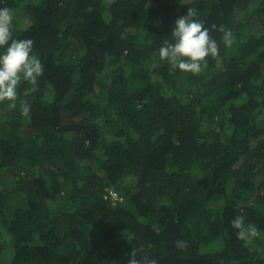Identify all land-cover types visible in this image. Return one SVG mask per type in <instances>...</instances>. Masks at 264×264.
Masks as SVG:
<instances>
[{
  "label": "trees",
  "instance_id": "obj_1",
  "mask_svg": "<svg viewBox=\"0 0 264 264\" xmlns=\"http://www.w3.org/2000/svg\"><path fill=\"white\" fill-rule=\"evenodd\" d=\"M5 7L43 74L0 103V264H264V0ZM188 10L219 45L197 75L158 54Z\"/></svg>",
  "mask_w": 264,
  "mask_h": 264
},
{
  "label": "clouds",
  "instance_id": "obj_2",
  "mask_svg": "<svg viewBox=\"0 0 264 264\" xmlns=\"http://www.w3.org/2000/svg\"><path fill=\"white\" fill-rule=\"evenodd\" d=\"M195 13L188 10L187 15L180 16L175 21L172 31V42L166 41L158 50L161 60L169 61L182 72L197 75L207 66L206 57H216L219 45L209 35L204 25L193 19ZM13 14L8 8H0V103L9 102L8 107H17V89L23 81L36 85L37 78L43 74V64L32 54L34 41L32 39H16L13 36ZM234 37L231 31L225 30L223 41L231 46ZM21 111L27 114L30 109L28 101L20 102ZM231 227L237 229V238L248 242L260 235L255 225L245 224L244 216L238 215L231 221ZM180 249L187 248V241H177ZM150 247V246H149ZM127 264H157L150 259L148 253L137 259V252L132 250Z\"/></svg>",
  "mask_w": 264,
  "mask_h": 264
},
{
  "label": "built area",
  "instance_id": "obj_3",
  "mask_svg": "<svg viewBox=\"0 0 264 264\" xmlns=\"http://www.w3.org/2000/svg\"><path fill=\"white\" fill-rule=\"evenodd\" d=\"M111 194H112L114 197H116V194H115V193L111 192Z\"/></svg>",
  "mask_w": 264,
  "mask_h": 264
}]
</instances>
